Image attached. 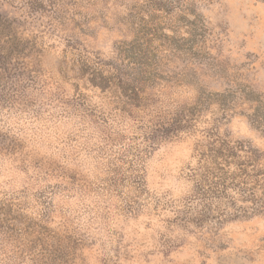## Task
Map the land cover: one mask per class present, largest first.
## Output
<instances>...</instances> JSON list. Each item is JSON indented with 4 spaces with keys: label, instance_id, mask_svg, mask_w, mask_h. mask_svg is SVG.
<instances>
[{
    "label": "rangeland",
    "instance_id": "374dc122",
    "mask_svg": "<svg viewBox=\"0 0 264 264\" xmlns=\"http://www.w3.org/2000/svg\"><path fill=\"white\" fill-rule=\"evenodd\" d=\"M0 264H264V0H0Z\"/></svg>",
    "mask_w": 264,
    "mask_h": 264
}]
</instances>
